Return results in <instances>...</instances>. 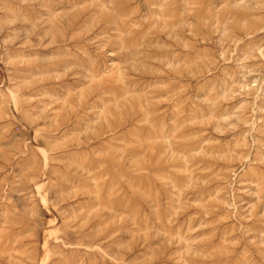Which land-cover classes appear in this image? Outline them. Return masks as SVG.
Segmentation results:
<instances>
[{
	"label": "rangeland",
	"instance_id": "obj_1",
	"mask_svg": "<svg viewBox=\"0 0 264 264\" xmlns=\"http://www.w3.org/2000/svg\"><path fill=\"white\" fill-rule=\"evenodd\" d=\"M0 264H264V0H0Z\"/></svg>",
	"mask_w": 264,
	"mask_h": 264
},
{
	"label": "bare ground",
	"instance_id": "obj_2",
	"mask_svg": "<svg viewBox=\"0 0 264 264\" xmlns=\"http://www.w3.org/2000/svg\"><path fill=\"white\" fill-rule=\"evenodd\" d=\"M229 248H231V247H229Z\"/></svg>",
	"mask_w": 264,
	"mask_h": 264
}]
</instances>
